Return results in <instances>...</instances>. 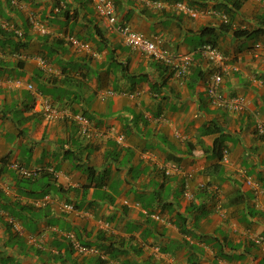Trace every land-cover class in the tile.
<instances>
[{"label": "crops", "instance_id": "1", "mask_svg": "<svg viewBox=\"0 0 264 264\" xmlns=\"http://www.w3.org/2000/svg\"><path fill=\"white\" fill-rule=\"evenodd\" d=\"M221 1L114 0L121 22L171 53L199 49L202 29L224 18ZM18 2L0 0V30L17 36L0 31V264H264V34L216 31L231 58L222 90L247 104L231 111L210 103L214 65L200 53L177 76L127 45L92 0ZM260 26L264 0H245L233 28ZM29 83L62 117L33 108ZM75 113L96 136L83 137ZM13 163L38 173L23 177Z\"/></svg>", "mask_w": 264, "mask_h": 264}, {"label": "built area", "instance_id": "2", "mask_svg": "<svg viewBox=\"0 0 264 264\" xmlns=\"http://www.w3.org/2000/svg\"><path fill=\"white\" fill-rule=\"evenodd\" d=\"M96 14L105 19L109 25V27L120 33L123 36L124 42L131 46L134 49H138L151 57L155 58L158 61H161L167 65H169L174 73L178 76H183L187 72H189L195 61L196 52L200 53L203 58L208 60L210 63L214 65V72L211 80L207 86V94L213 105L225 107L227 109H234L236 111H243L246 109L247 104L243 98L240 96H227L222 90V84L224 82V75L229 66V61L231 58L224 54L217 46L212 43H204L199 47L196 52L190 53H168L166 49L162 46V39L160 37L149 38L144 34L134 30L129 24L123 23L119 20L116 12V6L114 0H92ZM12 3L15 5H19L18 0H12ZM176 7L181 12H185L192 16H197L199 10L191 7L186 2H177ZM31 21L34 25H36L40 31L46 32L47 29L44 25L40 24L36 21V18L31 16ZM69 40L79 46L85 47L86 44L82 43L76 37H68ZM42 64H45L44 61H41ZM28 88L33 90L36 95V101L34 106L36 109L42 111L45 118L49 120L57 119L63 115V111L55 105L50 99L43 96L41 92L35 89L33 84H28ZM74 121H76L80 125L81 132L90 135V121L85 116L81 114L70 115ZM260 133L264 135V123L261 122L258 126ZM118 141L120 143L124 142V135L118 136ZM13 167L20 168L19 165L14 164ZM173 167L176 168V165L173 164ZM165 173H171V167L166 165L162 166ZM22 172L31 176L33 171L28 170L26 168H21ZM248 184H253L254 181L252 179L247 180ZM258 189V185L255 184ZM66 208L73 209V205H65ZM159 218V216H156ZM79 247L80 250L85 251L87 248L81 246L79 244H75Z\"/></svg>", "mask_w": 264, "mask_h": 264}, {"label": "trees", "instance_id": "3", "mask_svg": "<svg viewBox=\"0 0 264 264\" xmlns=\"http://www.w3.org/2000/svg\"><path fill=\"white\" fill-rule=\"evenodd\" d=\"M244 1L245 0H222L221 2H219V4H216L218 9L223 13L224 18H223L221 24L218 25L217 27H205L202 29L201 33L203 35L208 36V38L204 41V43H212L213 45L217 46V38H216V31L217 30L220 33L229 32L232 30L233 36L235 38H246V37L257 36L259 34H264V27H262V26L257 27V28H247V27L246 28H244V27L233 28V22H234V19L236 16V12L242 7V4ZM190 6L193 7V5H191V4H190ZM202 6H204V5H202ZM193 8H195V7H193ZM195 9H197V8H195ZM0 31L4 35H7L9 37V39L17 38V36L14 34L13 31H4L3 32L2 29ZM204 43H202L201 45H203ZM15 46H16V50H19V49L21 50L25 46V42H23L22 40L18 41ZM17 52H19V51H17ZM231 111H236V110L231 109ZM206 131L217 132V131H220V128H218V127L207 128ZM81 134L83 135V137L86 138V134H84V133H81ZM260 134H261V136L263 135L262 133H260ZM19 167L20 168H16V169L18 170V172H20V175H22L23 177H29L30 178L29 175L22 172L21 168H26V167L21 166V165H19ZM88 170H89V174L91 176L92 172H93L92 167H88ZM31 178H32V176H31ZM184 232H186V230H184ZM190 261H191V264H195V262H192V258H190Z\"/></svg>", "mask_w": 264, "mask_h": 264}, {"label": "clouds", "instance_id": "4", "mask_svg": "<svg viewBox=\"0 0 264 264\" xmlns=\"http://www.w3.org/2000/svg\"><path fill=\"white\" fill-rule=\"evenodd\" d=\"M178 2H184V1H178ZM115 3V2H114ZM187 3V2H186ZM188 4V3H187ZM188 5H190V4H188ZM197 10H199V9H197ZM68 37H70V36H68ZM72 37H76V36H72ZM77 38V37H76ZM79 39V38H78ZM68 40H69V38H68ZM80 40V39H79ZM70 41V40H69ZM81 41V40H80ZM71 42V41H70ZM82 42V41H81ZM72 43V42H71ZM82 43H85V42H82ZM165 49V48H164ZM168 53H171V52H169L168 51ZM176 53H178V52H176ZM183 53V52H182ZM190 53V52H189ZM171 54H173V53H171ZM155 59V58H154ZM41 61H44V60H41ZM45 62V64H46V61H44ZM159 62H161V61H159ZM161 63H163V62H161ZM45 64H43V65H45ZM163 64H165V63H163ZM194 64V63H193ZM166 65V64H165ZM193 66V65H192ZM192 68V67H191ZM191 68H190V70H191ZM189 70V71H190ZM188 73V72H187ZM186 73V74H187ZM185 74V75H186ZM185 75H183V76H185ZM178 76V75H177ZM29 84H32V83H29ZM34 85V84H33ZM34 87H35V85H34ZM28 89H30V88H28ZM35 89L36 90H38L39 92H41L42 94H43V92L41 91V90H39L37 87H35ZM31 90V89H30ZM32 92H33V90H31ZM206 91H207V88H206ZM34 93V92H33ZM34 95H35V93H34ZM43 96H45V97H47L48 99H50L54 104H55V102L51 99V98H49L48 96H46V95H44L43 94ZM207 96H208V94H207ZM209 98V97H208ZM35 101H36V95H35ZM35 101H34V103H35ZM209 101H210V99H209ZM210 103H211V101H210ZM212 104V103H211ZM55 105H57V104H55ZM213 105V104H212ZM58 106V105H57ZM213 106H216V105H213ZM59 107V106H58ZM216 107H221V106H216ZM33 108L35 109V110H37V111H39V112H41L42 113V111H40V110H38V109H36L35 108V106H34V104H33ZM60 108V107H59ZM62 111H64L62 108H60ZM245 110V109H244ZM43 114V113H42ZM75 114H81V115H83V116H85L84 114H82V113H75ZM75 114H72V115H75ZM71 115V114H70ZM71 115V116H72ZM43 116H44V114H43ZM45 117V116H44ZM60 117H62V116H60ZM59 117V118H60ZM87 119H89L87 116H85ZM49 120V119H48ZM53 120H55V119H53ZM69 120H71L72 122H74V123H76L77 124V126H78V129H79V131H80V133H82L81 132V129H80V125L76 122V121H74L73 119H72V117H70V119ZM89 121H90V123H91V125H90V135H86V138L87 139H92L94 136H96V134H97V132L95 131V128H94V126H93V124H92V121L89 119ZM119 135H124V134H118L117 136H116V140H117V142L119 143V144H124V142H125V135H124V142L123 143H120L119 141H118V136ZM225 152V155L227 154V150H225L224 151ZM15 163H13V164H11V166L13 167V165H14ZM17 165H19V164H17ZM28 170H30V169H28ZM31 171H33V174L31 175V176H34V175H36L37 173H38V170H31ZM30 176V177H31ZM249 180V179H248ZM251 185H253V184H251ZM258 185V184H257ZM259 186V185H258ZM68 205H70V204H68ZM73 208H74V206H73ZM156 216H159V215H156ZM155 216V217H156ZM157 218V217H156ZM158 219H160V216H159V218ZM70 236H72L71 238H72V241H73V245L79 250V251H82V250H80L79 249V247H77L75 244L77 243V244H79V245H81V246H84V245H82V244H80L79 243V241H76L75 239V235H73V234H71ZM84 247H86V246H84ZM87 249H88V247H86ZM86 249V250H87Z\"/></svg>", "mask_w": 264, "mask_h": 264}, {"label": "rangeland", "instance_id": "5", "mask_svg": "<svg viewBox=\"0 0 264 264\" xmlns=\"http://www.w3.org/2000/svg\"><path fill=\"white\" fill-rule=\"evenodd\" d=\"M12 0H10V2H11Z\"/></svg>", "mask_w": 264, "mask_h": 264}]
</instances>
